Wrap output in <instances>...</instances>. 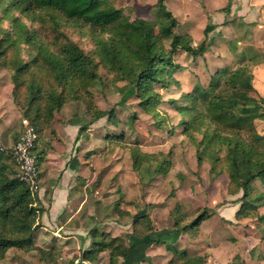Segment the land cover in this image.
I'll use <instances>...</instances> for the list:
<instances>
[{"label":"rangeland","instance_id":"1","mask_svg":"<svg viewBox=\"0 0 264 264\" xmlns=\"http://www.w3.org/2000/svg\"><path fill=\"white\" fill-rule=\"evenodd\" d=\"M110 1L132 19L153 20L160 14L156 0ZM245 1L236 0L234 4L232 1L227 11L223 9L227 0H165L166 8L178 21L177 33L190 34L198 43L203 39V29L207 24L215 27L208 33L207 37L212 40H208V48L202 56L192 57L183 52L176 54L175 61L182 66L174 73L178 84L169 89L157 88L162 99L149 110L138 105L134 91L123 95L121 88L125 82L116 80L102 65H98L100 78L90 82L87 88L96 107L112 110L115 121L105 116L86 125L90 118L86 105L80 100H67L53 120L40 129L34 152L41 157L36 191L46 205L50 201L51 187L61 178L62 164H58V159L75 163L77 157H83V176L78 175L72 184L75 189L82 190L85 203L57 215V225L63 226L59 233H52L56 229L52 228L51 219H42V214L39 222L46 230L40 227L36 231V249L10 248L0 264H107V252H101L97 262L82 260V251L90 245L89 231L92 228L116 233L123 244L133 243L130 236L133 215L144 210L150 215L153 231L163 230L170 236L173 224L169 214L178 202L187 210L197 209V213L206 209L209 216L197 229L181 232L174 242L153 243L142 250L143 257L138 261L123 264H169L173 248L185 249L190 255H205L201 264H225L235 254L240 255L246 264H264V205H258L253 216L236 217V211L241 207V192L235 195L227 192L226 165L221 160L216 165V170L221 172L213 175L208 161L197 163L196 147L183 133L180 123L181 118L189 119L190 116L180 114L168 102L196 84L207 85L219 67L232 69L242 64L249 67L251 74L246 79L255 88L248 100L258 102L259 110L264 113V18L256 11L260 7L259 2H252L250 9L247 8L249 2ZM250 12L255 15H250ZM260 13L264 15V10ZM14 14L30 28L40 29V22H31L17 11ZM3 24L9 26L6 20ZM59 32H64L84 50L94 51L87 27L64 20ZM165 43L167 46L168 41ZM5 71V79L10 82V73ZM17 109L21 114L19 107ZM22 118L21 115L14 120L18 126L13 125L10 131L0 129L4 138L0 140V148H3L0 149V158L15 174L18 166L4 152L22 134ZM73 122L79 126L85 123L86 128L72 134L68 129ZM244 125L264 134V116L246 121ZM113 134L125 135L122 141L114 143L116 141L110 142ZM196 136L200 138L199 134ZM134 147L142 153L152 154L153 158L148 164L143 162L139 165V169L133 167L131 149ZM48 152L51 155L46 159ZM164 154H167L169 162L161 166L166 171L157 172L158 161ZM220 154L223 155L224 150ZM253 184L256 194L261 184L258 181ZM219 208L222 213L217 211ZM137 231L145 230L139 227ZM50 248L53 251L45 258L44 252ZM122 260L118 257V261Z\"/></svg>","mask_w":264,"mask_h":264},{"label":"trees","instance_id":"2","mask_svg":"<svg viewBox=\"0 0 264 264\" xmlns=\"http://www.w3.org/2000/svg\"><path fill=\"white\" fill-rule=\"evenodd\" d=\"M231 2L227 0L223 9L228 11ZM0 6V67L10 73L12 99L22 117L34 127L37 139L42 126L53 120L67 100H80L86 105L90 115L86 125L105 116L115 121L112 110L96 107L87 88L100 78L98 65L116 80L125 82L121 88L123 95L134 91L142 109L153 108L162 99L157 88L169 89L178 84L174 73L182 66L175 61L176 54L202 56L208 40H212L208 33L215 27L207 24L198 43L190 34L177 33L178 21L166 8L165 0H156L160 14L153 20L132 19L110 0H0ZM15 11L31 22H40V29L30 28ZM4 20L8 27L4 26ZM64 20L87 27L95 46L92 53L59 32ZM250 74L249 67L242 64L232 69L219 67L207 85L196 84L168 100L180 114L190 116L181 118L180 123L183 133L196 147L197 163L208 161L213 175L221 172L216 170L221 160L226 165L227 192L230 195L241 192L237 218L253 216L257 206L264 205V134L244 125L264 116L260 104L248 100L255 91L246 79ZM86 125H80L78 132ZM124 135L113 134L110 142L118 143ZM4 153L15 162L11 146ZM131 153L135 169L153 159L152 154L142 153L137 147ZM35 156L39 163L40 155ZM168 162L164 154L155 171L164 173L166 168L162 166ZM18 173L0 158V260L10 248L36 249L35 233L41 227L39 218L45 211L37 191L20 180ZM254 181L261 184L256 194ZM197 211L187 210L178 202L169 214L173 231L168 236L163 230L153 231L149 213L139 210L132 220L130 236L134 241L127 245L116 233L94 227L89 231L90 245L82 251V260L97 262L100 253L107 252V264L138 261L143 257L142 250L151 244L174 242L181 232L197 229L209 216L206 209ZM139 227L145 231L138 232ZM52 249L44 252L45 258ZM118 257L123 260L118 261ZM204 260L205 255H190L185 249L173 248L169 264H201ZM225 264L246 262L235 254Z\"/></svg>","mask_w":264,"mask_h":264},{"label":"crops","instance_id":"3","mask_svg":"<svg viewBox=\"0 0 264 264\" xmlns=\"http://www.w3.org/2000/svg\"><path fill=\"white\" fill-rule=\"evenodd\" d=\"M232 1L234 4V1L236 0H232ZM247 1L249 2L247 8L250 9H251L250 6H252V2H259L260 7L257 8L254 7V8H256V11L259 12L260 16L264 18V15H261L262 13H260L262 10H264V0H246L245 3ZM250 15H255V14L251 13ZM6 73L7 72L0 67V120H2L0 122V129H5L6 131L8 130L10 131L13 125L18 126V123L14 120H16V118L21 117V114L17 109V107L15 106V103L12 99L11 96L12 84L6 81L5 79V77L7 76ZM59 126H61L60 123ZM78 128H79V124H77V122H73L70 125L68 131H70L72 134H76L78 132ZM0 140H4V138L1 135H0ZM50 155L51 154L48 152L45 155V158L48 159ZM83 159H84L83 157H77L75 163L73 162L67 163L64 158L58 159L59 160L58 164L59 165L62 164V167H60L61 178L59 179V181L56 183L55 186L51 187L50 201L47 205L45 204V201L42 198H40L41 202L44 203L43 205H45L44 206L45 211L41 217L42 219L45 218V220H47L48 218L51 219L53 226L52 225L50 226L56 229V231L52 233H59V230L63 228V226L57 225L58 221H55L57 215H60L61 213H66L67 211H71L72 209H74V206L82 207L83 204L85 203V199H84L85 197L83 195L82 190L80 191L78 188L75 189L74 185L72 184V181L75 182L78 175H80L81 177L83 176L82 173L85 165V161H83ZM217 211H219V213H222L221 208L217 209ZM228 219L231 220L230 218ZM41 228H44V230H46V227L44 225L42 226V224H41Z\"/></svg>","mask_w":264,"mask_h":264},{"label":"built area","instance_id":"4","mask_svg":"<svg viewBox=\"0 0 264 264\" xmlns=\"http://www.w3.org/2000/svg\"><path fill=\"white\" fill-rule=\"evenodd\" d=\"M22 134L11 146V154L18 166L19 179L27 183L31 189L36 190L39 180V163L35 156L37 134L27 119L22 118Z\"/></svg>","mask_w":264,"mask_h":264}]
</instances>
